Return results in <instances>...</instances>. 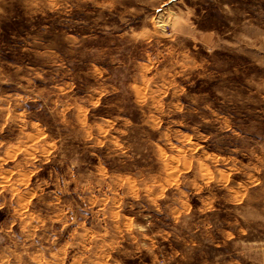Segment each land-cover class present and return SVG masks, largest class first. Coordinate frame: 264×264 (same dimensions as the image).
<instances>
[{
    "label": "rangeland",
    "instance_id": "rangeland-1",
    "mask_svg": "<svg viewBox=\"0 0 264 264\" xmlns=\"http://www.w3.org/2000/svg\"><path fill=\"white\" fill-rule=\"evenodd\" d=\"M0 264H264V0H0Z\"/></svg>",
    "mask_w": 264,
    "mask_h": 264
}]
</instances>
